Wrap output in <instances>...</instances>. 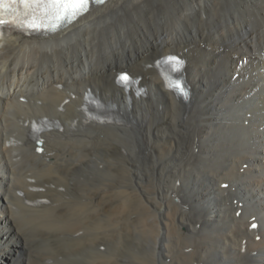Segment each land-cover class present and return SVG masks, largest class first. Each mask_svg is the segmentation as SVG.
<instances>
[{
	"label": "bare ground",
	"instance_id": "6f19581e",
	"mask_svg": "<svg viewBox=\"0 0 264 264\" xmlns=\"http://www.w3.org/2000/svg\"><path fill=\"white\" fill-rule=\"evenodd\" d=\"M168 54L187 61L188 105L154 67ZM124 70L143 77L146 96L128 100L115 82ZM88 93L121 120L90 119L82 110ZM44 117L59 124L41 134L38 153L29 134ZM63 179L97 211L128 220L124 237L141 264H264V0H109L57 34L3 37L0 264L44 263L75 246L47 188L32 192L35 181L47 187ZM73 213L70 234L80 221ZM253 217L257 231L249 228ZM127 259L119 254L112 264Z\"/></svg>",
	"mask_w": 264,
	"mask_h": 264
},
{
	"label": "rangeland",
	"instance_id": "374dc122",
	"mask_svg": "<svg viewBox=\"0 0 264 264\" xmlns=\"http://www.w3.org/2000/svg\"><path fill=\"white\" fill-rule=\"evenodd\" d=\"M75 41V40H74ZM163 51V50H162ZM125 69H128L127 67L125 68ZM128 70H130V71H132L131 69H128ZM28 85V84H27ZM258 101H259V99H258ZM257 101V102H258ZM230 111H232V110H230ZM252 114L250 113L249 114V117L251 116ZM232 121V120H231ZM240 122V124H242V121H239ZM227 123L229 124V123H232V122H230V121H227ZM227 123H225V124H227ZM245 123V122H244ZM247 123V125H249V121H247L246 122ZM237 152H239V153H241V151L240 150H237ZM263 154V153H262ZM258 156H261V155H258ZM246 165V164H245ZM107 174V173H106ZM104 175L103 177H105V178H103V179H101V181L103 180H105L104 182L102 181L101 183H103L104 185H106V187L107 186H109L110 185V183H112L113 181H110V180H112L111 179V176L110 175ZM110 180H109V179ZM83 179L82 178H78V179H76V181H78L79 183H83L84 182V180L82 181ZM107 180V181H106ZM67 184V182H66V180L65 179H63V180H59L58 182H55V185L53 184V185H51V186H47V187H44V184L43 183H40V184H38V183H36V181H35V183H34V188L32 189V192H36V193H38V194H40V193H42V192H44V193H47L48 195H49V197L51 198V206H52V210H53V214H55V216H59V218H63L62 219V224H61V226L62 225H64L66 228V230H68L67 232L68 233H65V235H63L64 237L67 235V237L66 238H74V239H76V243H75V246L73 245V246H65L64 248H63V250L60 248V250L58 251V254H56L55 255V253H53V252H51V256L49 257H47L48 259H46L45 261H44V263H43V260H41V259H38V264H64L65 262H67V263H65V264H110V262H111V264H112V262H113V260L112 259H114L115 257H117L119 254H123L124 256H127V260H129L131 263L130 264H141V254H138L137 253V251L136 250H134V249H131L130 247H129V245L127 244V242H126V237H124V236H126V229H127V226H128V222L126 223V221H128L127 219L126 220H122V219H120L119 220V222H118V219L117 218H115V217H113L112 218V216H111V211H112V209L110 208L109 209V211L107 212L106 211V209H103V208H100L98 211L96 210V206L92 203V201L91 200H86V198L85 199H81V197L82 196H84L85 197V194H83V192H80L79 190H76L75 188H71V187H67V186H65L66 184ZM63 183V184H62ZM181 183V181L179 182V184ZM43 185L42 187L41 186H36V185ZM59 186H58V185ZM109 184V185H108ZM66 187V188H65ZM260 187V186H259ZM46 188H47V192H46ZM51 188V189H50ZM72 190H70V189ZM216 188V187H215ZM53 189V190H52ZM63 189V190H62ZM67 191H66V190ZM196 189H197V187L195 186V191H196ZM76 190V191H75ZM201 190V189H200ZM61 191H63V192H61ZM70 191V192H69ZM50 192H52V193H50ZM57 192V193H56ZM59 192H60V194H59ZM62 193H63V195H62ZM76 193V194H75ZM51 194V195H50ZM80 194H82V196H78V195ZM194 194H196V192H194V191H192V194L191 195H194ZM59 195V196H58ZM76 197H75V196ZM78 197V198H77ZM79 197H80V201H79ZM192 197V196H191ZM75 199H76V201H75ZM54 200V201H53ZM57 200V201H56ZM65 202H64V201ZM73 200V201H72ZM67 201V202H66ZM89 203H88V202ZM60 203V204H59ZM69 203V204H68ZM74 203V204H73ZM78 203V204H77ZM80 203V204H79ZM87 203H88V205H87ZM230 203V202H229ZM83 204H84V206H83ZM94 206H93V205ZM110 204V203H109ZM58 205V206H57ZM78 205H81V206H79L78 207ZM86 205V206H85ZM55 206H57V207H55ZM73 206V207H72ZM87 206H88V209H87ZM61 207V208H60ZM72 207V208H71ZM78 207V208H77ZM84 207V208H83ZM86 207V208H85ZM94 208V209H93ZM219 208V207H218ZM60 209V210H59ZM64 209V210H63ZM68 209V210H67ZM80 209H83V211L84 212H80ZM85 209V210H84ZM62 210V211H61ZM70 210H71V213H68V212H70ZM73 210V211H72ZM79 211V213H80V221H79V223L76 225L77 227H76V230L74 231V233H71L70 234V230H71V228H70V224L72 223V221H71V218L70 219H68V216L70 217V215L73 213V215L75 214V213H77L78 211ZM89 212H88V211ZM91 210H93V212H91ZM101 210H103V211H101ZM111 210V211H110ZM58 212V214H57V212ZM64 211V212H63ZM82 211V210H81ZM96 211V212H95ZM100 211V212H99ZM60 212H62L61 214H60ZM68 213V215H67V213ZM85 212H87V213H85ZM95 212V213H94ZM100 214H99V213ZM102 212V213H101ZM84 213V214H83ZM96 215L95 217L93 216L94 214ZM60 214V215H59ZM64 214V215H63ZM89 214V215H88ZM90 214H92V215H90ZM99 214V215H98ZM84 215V216H83ZM101 215V216H100ZM104 215V216H103ZM109 215V216H108ZM223 215H227L226 213H224ZM99 216V217H98ZM83 217V218H82ZM88 217V218H87ZM91 217V218H90ZM94 217V218H93ZM97 217V218H96ZM104 217H105V220H104ZM108 217H109V219H108ZM66 218V219H65ZM102 218V219H101ZM81 219H83V220H81ZM91 219V220H90ZM96 219V220H95ZM111 219V220H110ZM94 220V221H93ZM99 220V221H98ZM103 220V221H102ZM110 220V221H109ZM112 220H113V222L114 221H116V222H114V224L112 223ZM223 220H227V219H225V217L223 218ZM70 221H71V223H70ZM109 221V223H106V222H108ZM125 221V222H124ZM66 222H69L68 224L66 223ZM85 222H87V223H85ZM91 224H90V223ZM100 222V223H99ZM117 222H118V224H117ZM122 222V223H121ZM124 222V223H123ZM107 225H105V224ZM86 224V225H85ZM123 226H122V225ZM83 225V226H82ZM93 225H94V227H93ZM99 225V226H98ZM127 225V226H126ZM67 226H69V227H67ZM88 226V227H87ZM109 226V230L108 229H106L107 227ZM117 226V227H116ZM125 226V227H124ZM59 227V229L61 228L60 227V225L58 226ZM82 227V228H81ZM92 227V228H91ZM101 229H100V228ZM122 227V228H121ZM200 227H201V224H197V229L199 230L200 229ZM220 227V226H219ZM88 228V229H87ZM111 228H113V229H111ZM185 228V227H184ZM218 228V227H217ZM92 229V231H90ZM104 231H103V230ZM119 229V230H118ZM186 229V228H185ZM184 229V230H185ZM100 230V231H99ZM108 231V233H107V231ZM114 230V231H113ZM117 230V231H116ZM86 231V232H85ZM124 231V232H123ZM214 231H216L215 229H214ZM103 232V233H102ZM111 232L113 233V234H111ZM88 233V234H87ZM107 233V234H106ZM110 234V235H109ZM116 234V235H115ZM120 234V235H119ZM124 234V235H123ZM83 235V236H82ZM89 235V236H88ZM105 235V236H104ZM118 235V236H117ZM69 236V237H68ZM106 236H108V237H106ZM112 238H111V237ZM115 236V237H114ZM122 236V237H121ZM81 237V238H80ZM102 237V238H101ZM114 237V238H113ZM78 238H79V240H78ZM87 238H89L88 240H87ZM101 238V239H100ZM107 238H109V240L107 239ZM81 239V240H80ZM106 239V240H105ZM112 239V240H111ZM115 239V240H114ZM198 239H199V236H198ZM86 240V241H85ZM102 242V243H100V241ZM89 243H88V242ZM98 241V242H97ZM114 241V242H113ZM121 241V242H120ZM81 242H83V243H81ZM112 242V243H111ZM99 243V244H98ZM110 243V244H109ZM76 244H77V246H76ZM96 244V245H95ZM102 245H105V246H103L104 248L102 249V247H101V250L99 249V247L100 246H102ZM83 246H84V248H83ZM119 246V247H118ZM70 247V248H69ZM80 249H79V248ZM85 247H87V248H85ZM66 250H67V252H66ZM75 250V251H74ZM79 250V251H78ZM190 250V249H189ZM188 250V251H189ZM100 251H102V252H100ZM209 252H210V250H208ZM71 252V253H70ZM104 252V253H103ZM105 252H106V254H105ZM123 252V253H122ZM70 253V254H69ZM81 253V254H80ZM94 253V254H93ZM99 253V254H98ZM65 254V255H64ZM58 255V256H57ZM84 255V256H83ZM86 255V256H85ZM99 255V256H98ZM113 255V256H112ZM115 255V256H114ZM254 255V254H253ZM255 255H257V254H255ZM60 256V257H59ZM88 256V257H87ZM220 256V255H219ZM218 256V257H219ZM74 257V258H73ZM112 257H114V258H112ZM98 258H99V260H98ZM103 258V259H102ZM59 259V260H58ZM84 259V260H83ZM97 261H96V260ZM108 261H107V260ZM15 260H18V257H16V259ZM14 260V261H15ZM40 260V261H39ZM74 260V261H73ZM78 260V261H77ZM104 261V263H102L103 261ZM81 261V262H80ZM101 261V262H100ZM170 261V260H169ZM169 261H167V262H169ZM62 262V263H61ZM64 262V263H63ZM76 262V263H75ZM98 262V263H97ZM100 262V263H99ZM15 263H16V261H15ZM12 264H14V263H12ZM219 264V263H218ZM220 264H222V263H220Z\"/></svg>",
	"mask_w": 264,
	"mask_h": 264
},
{
	"label": "snow or ice",
	"instance_id": "6c2138e0",
	"mask_svg": "<svg viewBox=\"0 0 264 264\" xmlns=\"http://www.w3.org/2000/svg\"><path fill=\"white\" fill-rule=\"evenodd\" d=\"M103 3L105 0H0V26L15 22L6 19L7 14L32 30L58 31L87 13L91 5ZM120 80L123 83L129 77L122 74Z\"/></svg>",
	"mask_w": 264,
	"mask_h": 264
}]
</instances>
